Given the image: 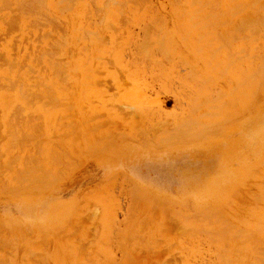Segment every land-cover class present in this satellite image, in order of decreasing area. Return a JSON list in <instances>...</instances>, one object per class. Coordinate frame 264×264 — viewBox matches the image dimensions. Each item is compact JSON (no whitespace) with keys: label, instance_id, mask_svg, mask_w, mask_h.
<instances>
[{"label":"rangeland","instance_id":"1","mask_svg":"<svg viewBox=\"0 0 264 264\" xmlns=\"http://www.w3.org/2000/svg\"><path fill=\"white\" fill-rule=\"evenodd\" d=\"M16 1L20 25L0 23V264H264V21L231 31L235 6L264 0H41L47 21ZM40 48L64 81L34 65Z\"/></svg>","mask_w":264,"mask_h":264},{"label":"bare ground","instance_id":"2","mask_svg":"<svg viewBox=\"0 0 264 264\" xmlns=\"http://www.w3.org/2000/svg\"><path fill=\"white\" fill-rule=\"evenodd\" d=\"M0 1H1V3H2V6L6 7V9H3V10H2V7H1V5H0V7H1L0 9L4 12L3 15L0 14V23H1V24H5V23H6V25L11 26V27L17 25V27H18V25H20V23H21V21H22V18L20 17L21 14H20V15L17 14L18 12L15 13V11H19V13H20V10H19V8H18V6H17V4H16L17 1H16V2H15V0H14V1H13V0H9V2H8V0H7V1L4 0L3 2H2V0H0ZM40 1H41V0H23V4H21V5L19 4V6H21V7H25V6L27 7V6H28L25 10H32V9H31V8H32L31 5L33 4V5H34V6H33L34 9H37V8H38V9H37V14H38L39 16L41 15L40 17H42V19H44V20L47 21V20H49V19L46 17V13L44 12V10L46 11V9L41 7V5H40ZM53 1H55V0H53ZM61 1L64 2V0H61ZM68 1H69V0H68ZM134 1H135L136 3H134ZM134 1L131 0L130 2L134 3L133 5L135 6L136 4L138 5V4L140 3V1H144V0H134ZM146 1L148 2V0H145L144 3H145ZM173 1H174V2L177 1L178 3L180 2L179 0H173ZM173 1H172V2H173ZM200 1H203V0H190V2H191L192 5L200 4ZM215 1H216V0H215ZM258 1H260V0H258ZM258 1H257V3H258ZM6 2H7V4H6ZM73 2H74V0L72 1V3H71V1L68 2V3H71V5H72ZM123 2H124V1H123ZM123 2H121V0H104V1H103V3L106 4L107 6H108V5H109V6H110V5H114V6H116L117 8L120 7L119 10H123V7L126 5V2H124L125 4H123ZM128 2H129V0L127 1V4H128ZM147 2H146V3H147ZM174 2H173V5H177V4H178L177 2H176V3H174ZM192 2H193V3H192ZM207 2L209 3V0H208ZM218 2H219V0H218ZM218 2H215V3L218 4ZM230 2H231V1H230ZM242 2H243V0H242ZM58 3H59V4H57V5H59V6H61V7H64V8H66V9H67V7L69 6V4L61 5V4H60V1H59ZM132 3H131V4H132ZM263 3H264V2L261 3V6H258V7H259V10L262 9V8H264V7L262 6V5H264ZM104 4H103L102 6H103V8H106V5L104 6ZM140 4H141V3H140ZM142 4H143V3H142ZM147 4H151V3H147ZM209 4H210V3H209ZM229 4H230V3H229ZM238 4H239V3H238ZM238 4H237V5H238ZM252 4H256V2L250 1L249 5H246V6L242 7V8H239V7H240V4L238 5L239 7H237V6L234 7V8H236V9L238 10L239 13H241V10L244 11L243 8H248L249 10L246 11V12H244V16L247 14L246 17L242 16L240 19H238V20H234L233 28H232V29L230 28L233 34H237L238 32H244V31H246V30L249 29V28H251L249 32L254 31V32H252L253 35H254V33L257 35V32H258V31H261V29L259 30L258 28H260L261 24L263 23V21H264V16L262 17L261 14L258 13L259 10L256 11V10L254 9V7H253L254 5H252ZM137 5H136V6H137ZM233 5H234V4H233ZM29 6H30L31 8H30ZM72 6H73V5H72ZM72 6H71V7H72ZM87 6H88V5H87ZM92 6H93V5H91V7H92ZM138 6H139V5H138ZM138 6H137V7H138ZM142 6H143V5H141V7L139 6V11H141ZM241 6H242V5H241ZM4 7H3V8H4ZM13 7H14V9H13ZM94 7H95V5H94ZM202 7H204V6H202ZM225 7H226V6H225ZM230 7H231V6H230ZM260 7H261V8H260ZM121 8H122V9H121ZM148 8H149V7H148ZM213 8H214V7H213ZM87 9H88V10H87V12H88V11H89V7H88ZM94 9L96 10V12H97L98 10H100V13L105 14L104 11H103V9H100V8H99L98 10H97L96 8H94ZM211 9H212V6L210 7V9L208 8V10H210V11H209V14L206 13V15H208V16H206V17H207V22H208V25H207V26L214 27L215 24L218 22V21H217V22L215 23V20L217 19V18H215V17H216V16L218 17V16H219L218 14H221V12H217V11H213V12H212ZM1 10H0V13H1ZM70 10H71V9H70ZM101 10H102V12H101ZM197 10H198V12L201 11V10H199V9H197ZM68 11H69V9H68ZM123 11H124V10H123ZM123 11H122V12H123ZM183 11H184V8H183ZM195 11H196V10H195ZM219 11H220V10H219ZM262 11H263V10H262ZM94 12H95V11H94ZM96 12H95V13H96ZM231 12H232V11H231ZM247 12H248V13H247ZM123 13L125 14V12H123ZM155 13H156V12H155ZM196 13H197V11H196ZM245 13H246V14H245ZM16 14H17V15H16ZM88 14L90 15V11H89ZM96 14L98 15V13H96ZM96 14H95V17H97ZM223 14H225L224 11H223ZM227 14H229V13H227ZM230 14H231V13H230ZM86 15H87V14H86ZM86 15H85V17H86ZM160 15H161V14H160ZM221 15H222V14H221ZM221 15H220V16H221ZM236 15H237V14H236ZM43 16L46 17L47 19H45ZM222 16H223V15H222ZM222 16H221V17H222ZM231 16H232V15H231ZM15 17H18L19 20H17ZM99 17H100V16H99ZM103 17H104V16H103ZM120 17H121V18L123 17L122 14L120 15ZM160 17H161V16H160ZM193 17H194V16H193ZM200 17H201V16H200ZM225 17H226V15H225ZM225 17H224V18H225ZM243 17H244V18H243ZM89 18H90V17H89ZM158 18H159V17H158ZM173 18H174V17H173ZM197 18H198V17H197ZM214 18H215V19H214ZM219 18H220V17H219ZM85 19H86V18H85ZM124 19H125V18H123V20H124ZM128 19H129V18H128ZM156 19H157V18H156ZM156 19H154V20H155V21H154L155 23H156L157 21L160 20V18L157 19V21H156ZM204 19H205V18H204ZM44 20H43V21H44ZM96 20H97V19H96ZM134 20L137 21L138 19H137V20L134 19ZM160 21H161V25H163L162 18H161ZM160 21H159V22H160ZM101 22H102V21H101ZM120 22H121V21L119 20L118 23L120 24ZM122 22H123V21H122ZM128 22H129V21H128ZM219 22H220V21H219ZM219 22H218V23H219ZM97 23L99 24V20H98ZM124 23H125V22H124ZM151 23H152V22H151ZM151 23L149 24V26L153 24V23H152V24H151ZM198 23H199V22H198ZM220 23H221V22H220ZM231 23H232V22H231ZM9 24H10V25H9ZM100 24H101V23H100ZM100 24H99V25H100ZM223 24H224V23H223ZM223 24H221L220 26H222ZM85 25H86V24H85ZM85 25H84V26H85ZM146 25H148V24H146ZM146 25H145L146 28H145V27L143 28V26H142V28H143L142 31H143V32L146 31L145 33H143V34H144L143 37H144L145 39H147V40H145V42H143L144 39H142L143 41H141V43H142V44H141V47L144 48V53L146 52L145 49L155 48V49H154L155 52H156V51L159 52V51H158V49H159V50H160L159 53H160V55H161V54H162L161 51H163L162 49H164V47H166L165 44H163L165 36L162 37V36H163V35H162V36H161L162 38H161V39H158V35H159V33H157V34H158V35H156V36H157V40L154 39V40H150V41H148V40H149V33H151L152 30H153V32H154V28L152 27V28H153V29H152V28H150L151 26L149 27V26H146ZM195 25H196V24H195ZM195 25H194V26H195ZM227 25H229V24H227ZM109 26H110V25H109ZM120 26H123V27H124V25H120ZM263 26H264V25H263ZM163 27H164V26H163ZM166 27H167V26H166ZM192 27H193V24H192ZM15 28H16V27H15ZM161 28H162V26H161ZM204 28H205V27H204ZM215 28H218V27H215ZM215 28H212V30L215 29ZM253 28H257L258 30H257V29L254 30ZM261 28H262V27H261ZM79 29H80V28H79ZM116 29H117V28H116ZM119 29H121V28H119ZM150 29H152V30H150ZM159 29H160V28H159ZM159 29H158V30H159ZM200 29H201V28H200ZM252 29H253V30H252ZM263 29H264V28H263ZM2 30H4V29L0 26V31H2ZM10 30H11V29H10ZM162 30H165V31H166V29H164V28H162ZM7 31H8V30H7ZM12 31H13V30H12ZM194 31H195V29H194L192 32H194ZM9 32H10V31H9ZM83 32H84V30H83ZM159 32H161V30H159ZM219 32H220V31L218 30V33H217V34H219ZM261 32H262V31H261ZM10 33H11V32H10ZM65 33H66V32H65ZM86 33H87V32H85V34H86ZM89 33H92L94 36H97V35H96L97 33L95 34V33L90 32V31H89ZM89 33H88V34H89ZM146 33H147L148 37L145 35ZM208 33H209V32H208ZM220 33H221V32H220ZM85 34H84V35H85ZM118 34H119V33H118ZM221 34H222V33H221ZM65 35H66V34H65ZM120 35H121V34H120ZM164 35H165V34H164ZM226 35H227V34H226ZM251 35H252V34H251ZM85 36H87V34H86ZM94 36H93V37H94ZM145 36H146L147 38H146ZM156 36H155V37H156ZM205 36H206V35H205ZM216 36H217V35H216ZM222 36H223V34H222ZM244 36H245V35H243V37H244ZM143 37H142V38H143ZM220 37H221V35H220ZM235 37H236V36H235ZM243 37H242L241 39H243ZM94 38H95V37H94ZM124 38H125V37H124ZM228 38H229V36H228ZM244 38H245V37H244ZM59 39H60V37H59ZM75 39H76V38H75ZM97 39H98V38H97ZM216 39H218V38H216ZM236 39H238V38H236ZM262 39L264 40V36L262 37ZM62 40H63V38H61V41H62ZM76 40H77V41L80 40V39H79V36H78V38H77ZM84 40H85V37H84ZM86 40H87V37H86ZM99 40H100V39H99ZM218 40H219V39H218ZM222 40H223V39H222ZM238 40H239V39H238ZM243 40H244V39H243ZM246 40H247V39H246ZM253 40H254V39H253ZM72 41H73V38L68 39V41H67V45H69V47L72 46V49H73L74 42H72ZM115 41H116V40H115ZM198 41H199V40H198ZM211 41H212V40H211ZM220 41H221V40H220ZM225 41H226V39H225ZM233 41H234V40H232V42H233ZM63 42H65V41L63 40ZM221 42H222V44H223V41H221ZM227 43H228V42H227ZM227 43L224 42L223 46H226L225 44H227ZM57 44L59 45V41L57 42ZM64 44H65V43H64ZM244 44H245V43H244ZM55 45H56V44H55ZM228 45H229V44H228ZM258 45H259V44H258ZM59 46L64 47V46H63V43L60 44ZM59 46H58V47H59ZM209 46H210V45H209ZM223 46H221V47L219 46V47L222 48ZM58 47H57V48H58ZM130 47H131V46H130ZM139 47H140V46H139ZM57 48H56V49H57ZM143 48H142L141 50H143ZM220 48H218V49H220ZM260 48H262L261 45H260ZM7 49H8V47H7ZM72 49H71V51H72ZM84 49H85V48H84ZM156 49H157V50H156ZM218 49H217V50H218ZM8 50L11 51L10 49H8ZM45 50H46V49H45ZM212 50L214 51V49H212ZM255 50H256V48H255ZM68 51H69V50H68ZM68 51H67V52H68ZM83 51H84V50H83ZM86 51H87V49H86ZM137 51H139V50H137ZM165 51H166V50H165ZM165 51H164L163 54H165ZM215 51H216V50H215ZM228 51H229V50H228ZM69 52H70V51H69ZM69 52H68L69 55L67 54L68 57L71 56V55H70L71 53H69ZM139 52H140V51H139ZM157 52H156V53H157ZM229 52H230V51H229ZM229 52H228V55H230ZM247 52H248V51H247ZM45 53H46V54H45ZM45 53H44V50H43L42 48H40L39 51H37V54H36V62L34 63V65H39V64H40V65H42V64H49V65H51V66H54V68H53L54 71H56V73H58V75L60 76L59 78H62L63 75H61V73H62L61 70H63V69H60V64H59V67L56 66V65H58V63H60L61 60L59 59V61H58V60H55V59H54L55 61H58V62H56L57 64L55 63L56 65L53 64L54 61H52V58H53L55 55H57V53L59 54V51H57L56 54L54 53L55 55H47V52H45ZM108 53H109V52H108ZM142 53H143V52H142ZM142 53H141V54H142ZM146 53H147V52H146ZM156 53H155V55H156ZM159 53H158V54H159ZM241 53H243V52L241 51ZM48 54H50V53H48ZM73 54H74V53H73ZM141 54L139 53V55H141ZM147 54H149V53H147ZM158 54H157V55H158ZM213 54H215V53H213ZM260 54H261V52H260ZM130 55H131V54H130ZM246 55H247V53H246ZM46 56H49V57L47 58ZM51 56H52V57H51ZM147 56H148L147 58L150 57L149 55H147ZM151 56H152V55H151ZM165 56H167V55L165 54ZM168 56H169V55H168ZM255 57H256V56H255ZM260 57H262V56L260 55ZM69 58H70V57H69ZM128 58H129V57H128ZM136 58H138V57H136ZM243 58H244V57H243ZM104 59H106V58H104ZM164 59H165V58H164ZM176 59H177V58H176ZM179 59H180V58H179ZM250 59H251V58H250ZM259 59H260V58H259ZM262 59H263V58H262ZM262 59H261V60H262ZM7 60H8V61H7ZM100 60H101V59H100ZM143 60H144V59H143ZM169 60H170V59H169ZM6 61H7L9 67L12 66L11 69H12V68H15V67H14L15 64H13L12 61H16V62H18L17 60H12V57L7 58ZM163 61H164V60H163ZM234 61H235V60H234ZM259 61H260V60H259ZM109 62H110V60H109ZM140 62H141V60H140ZM143 62H144V61H143ZM150 62H151V61H150ZM164 62H165V61H164ZM169 62H172V61H169ZM107 63H108V62H107ZM110 63H111V62H110ZM110 63H109V64H110ZM134 63H136L135 56H134V57H131V59H130V61H129V64H130V65H134ZM137 63H138V62H137ZM151 63H152V62H151ZM219 63H220V62H219ZM258 63H259V62H258ZM65 64H66V63H65ZM109 64H108V65H109ZM112 64H113V63H112ZM144 64H145V62H144ZM146 64H147V63H146ZM155 64H156V63H155ZM183 64H184V63H183ZM231 64H232V63H231ZM262 64H263V63H262ZM13 65H14V66H13ZM138 65H140V64H138ZM153 65H154V64H153ZM259 65H260V64H259ZM109 66H110V65H109ZM147 66H148V65H147ZM256 66H257V65H256ZM263 66H264V64H263ZM263 66H261V67H263ZM23 67H24V66H22V67L20 66V70H21ZM55 67H56V68L58 67V68L55 70ZM149 67H150V66H149ZM225 67H226V66H225ZM227 67H228V66H227ZM27 68H28V71H29V69H32V68H29L28 66H27ZM64 68H65V67H64ZM115 68H116V67H115ZM190 68H192V67H190ZM259 68H260V67H259ZM263 68H264V67H263ZM42 69H43V67H41L40 70H42ZM65 69H66V68H65ZM116 70H117V69H116ZM31 71H32V70H31ZM31 71H29V72H30V73H33V72H34V71L31 72ZM46 71H47V70H46ZM258 71H259V70H258ZM18 72H19V71H18ZM118 72H119L118 75H120L121 73H120L119 70H118ZM259 72H260V71H259ZM5 73H6V72H4L3 75H0V80H2L3 78L5 79ZM34 73H35V72H34ZM124 73L126 74V72H124ZM158 73H159V72H158ZM192 73H193V72H192ZM195 73H196V71H195ZM195 73H193V74H194V75H197V74H195ZM63 74H65V72H64ZM218 74H219V73H218ZM258 74H259V73H258ZM103 75H104V74H103ZM121 75H122V74H121ZM53 76H54V74H53ZM252 76H253V75H252ZM66 77H67V76H66ZM66 77H65V78L63 77L62 80H60V79H58V80H60V82H62V81H64V80L66 79ZM119 77H120V76H119ZM18 78H19V77H18ZM31 78H32V77H31ZM31 78H29V79H31ZM37 78H38V77H37ZM45 78H46V77H45ZM261 78H262V77H261ZM19 79H21V78H19ZM46 79H47V78H46ZM63 79H64V80H63ZM6 80H7V79H5V81H6ZM9 80H10V79H9ZM21 80H22V79H21ZM206 81H207V80H206ZM263 81H264V80H263ZM15 82L18 83L17 81H14L13 83H15ZM9 83H11V82H9ZM13 83H12V85H13ZM31 83H32V82H31ZM203 83L205 84V82H203ZM38 84H39V83H38ZM201 84H202V83H201ZM12 85H11V87H12ZM19 85H20V84H19ZM21 85H22V84H21ZM21 85H20V87H21ZM40 85H42V84H40ZM257 85H258V83H257ZM259 85H261V83H259ZM22 86H23V85H22ZM35 86L37 87L38 85H35ZM42 86H43L44 92H46V94H48V93L50 92V95L52 94V96H53L52 90L49 89L50 87H48V89H47V88L45 89V85H42ZM0 87H1V84H0ZM4 87H6V86H2V88H4ZM9 87H10V85H9ZM11 87H10V88H11ZM14 87H16V84L14 85ZM20 87H19V89H20ZM29 87H30V86H29ZM31 87H33V85H32ZM40 87H41V86H40ZM258 87H259V86H258ZM12 89H13V87H12ZM37 89H38V87H37ZM20 90H21V89H20ZM50 90H51V91H50ZM29 91H30V90H29ZM47 92H48V93H47ZM220 92H221V91H220ZM257 92L259 93V91H257ZM253 93H254V92H253ZM19 94H20V92H19ZM33 94H34V93H33ZM36 94L38 95V93H36V91H35V94H34V95L31 94L30 96L34 97ZM254 94H255V93H254ZM256 94H257V93H256ZM23 95H24V93H23ZM37 95H36V98H37V97H38V98L41 97V95H40V96H39V95L37 96ZM54 95H55V94H54ZM28 96H29V95H28ZM28 96H27V97H28ZM256 96H257V95H256ZM24 97H25V96H23V98H24ZM27 97H25V99H26ZM69 97H70V96H69ZM46 98H47V99H50V98H52V97H48V95H47ZM191 98H192V97H191ZM205 98H206V97H205ZM214 98L216 99V96H215ZM25 99H24V100H25ZM42 99H43V98H42ZM207 99H208V98H207ZM217 99H220V98H217ZM253 99H254V98H253ZM37 100H38V99H37ZM51 100H52V102H54L55 99H54V100L51 99ZM190 100L193 101L192 99H190ZM28 101H29V100H28ZM49 101H50V100H49ZM49 101H48V102H49ZM160 101H161V100H160ZM203 101H204V100H203ZM205 101H206V104H207V100H206V99H205ZM208 101H209V99H208ZM211 101H213V100H211ZM30 102H31V101H30ZM30 102H29V103H30ZM52 102H51V103H52ZM56 102H58V101H56ZM154 102H155V101H154ZM251 102H252V101H251ZM251 102H250V103H251ZM201 103H202V102H201ZM252 103H253V102H252ZM27 104H28V103H27ZM27 104H26V105H27ZM52 104H53V103H52ZM54 104H55V103H54ZM198 104H200V103H198ZM202 104H203V103H202ZM45 105H46V104H45ZM203 105H204V104H203ZM251 105H252V104H251ZM200 106H201V104H200ZM214 106H216V105H214ZM246 107H247V106H246ZM211 108L213 109V107H211ZM214 108H215V107H214ZM233 108H234V106H233ZM21 109H22V108H21ZM21 109H20V110H21ZM199 109H201V108H199ZM14 110L16 111V109H14ZM17 110L19 111V108H18ZM192 110H193V109H192ZM246 110H249V107H247ZM250 110H251V108H250ZM250 110H249V111H250ZM21 111H23V110H21ZM21 111H19V112H21ZM194 111H195V109H194ZM195 112H197V111H195ZM195 112H194V113H195ZM13 113H14V112H13ZM125 113H126V112H125ZM191 113L193 114V111H192ZM249 113H250V112H249ZM149 114H150V113H149ZM192 114H191V115H192ZM215 115H217V114H215ZM205 116H207V115H205ZM186 117H187V116H186ZM186 117H185V120H186V122H187L188 124H186V122H181V123L185 124V125H183V126H182L181 124H179L180 128L183 127V128H182V131H184V132H186V130H188V129H190V130L192 129V127H190V126H192L190 122H193V120H188V119L190 118L189 116H188L189 118H188V117L186 118ZM168 120H169V119H168ZM185 120H183V121H185ZM166 121H167V120H166ZM169 121H170V120H169ZM161 123H163V122H161ZM164 123H167V122H164ZM189 123H190V124H189ZM194 123H196V124H194V125H197L198 122H195V121H194ZM82 124H83V123H82ZM198 124H199V123H198ZM155 125H156V124H155ZM155 125H154V126H155ZM171 125H172V124H171ZM171 125H170V126H171ZM187 125H188L190 128H189ZM212 125H213V124H212ZM220 125H221V124H220ZM162 126H164V125H162ZM203 126H204V125H203ZM177 127H178V125H177ZM184 127H185V128L187 127V129H185ZM193 127H194V126H193ZM196 127H197V128H193V129L191 130V135H193V136L191 137L192 139L194 138V136H196V135H194V134H196V132L194 131V129L196 130V129H200V128H201L200 125H199V126H196ZM206 127H207V126H206ZM211 127H212V126H210V128H211ZM214 127H215V126H214ZM157 128H160V127H157ZM207 128H209V127H207ZM203 129H204V128H203ZM212 129H213V127H212ZM157 130H159V129H157ZM171 130H172V129H171ZM179 130H180V129H179ZM206 130H208V129H206ZM153 131H154V130H153ZM192 131H193V132H192ZM196 131H198V130H196ZM208 131H212V130H208ZM216 131H218V130L216 129ZM216 131H215V132H216ZM219 131H220V130H219ZM219 131H218V132H219ZM180 132H181V131H180ZM199 132H200V131H199ZM199 132H197V134H198ZM201 132H202V131H201ZM203 132H204V130H203ZM218 132H217V133H218ZM186 133H187L188 135H190V134H189L190 132L188 133V131H187ZM193 133H194V134H193ZM210 133H211V132H210ZM210 133H209L208 135H210ZM178 134H179V133H178ZM206 134H207V133H206ZM213 134H216V133H213ZM171 135L173 136V134H171ZM182 135H184V134H182ZM177 136H179V135H177ZM177 136H176V137H177ZM197 136H198V137H196V139H199V136L201 137V134H200V135L198 134ZM204 136H205V135H204ZM212 136H213V135H212ZM180 137H181V134H180L179 138H180ZM13 138H14V137H13ZM78 138H79V137H78ZM152 138H153V137H152ZM179 138L177 137V139H179ZM183 138H184V136H183ZM185 138H186V137H185ZM183 140H184V139H183ZM150 141H151V140H150ZM180 141H181V140H180ZM189 141H190V139H189ZM186 144H187V143H186ZM37 145H38V144H37ZM114 145H115V144H114ZM68 157H69V156H68ZM135 168H136V166L134 167V169L131 168V170H130V172H129V175H128L129 178H132V179H133V178H134V179L137 178L136 175L139 174L140 169H137V170H136ZM152 168H153V167H152ZM129 169H130V168H129ZM138 170H139V171H138ZM256 172H257V171H256ZM58 173H59V172H58ZM121 174H123V173H121ZM124 176H127V174L124 175ZM126 178H127V177H126ZM129 178H128V179H129ZM128 179H127V180H128ZM132 179H131V180H132ZM55 180H56V179H55ZM129 180H130V179H129ZM132 181H134V180H132ZM131 183H132V182H131ZM132 186H133V185H132ZM132 189H133V188H132ZM134 196H135V195H134ZM133 198H134V197H133ZM255 198H256V197H255ZM167 202H168V201H167ZM172 205H173V204H172ZM176 205H177V204H176ZM189 205H191V204H189ZM204 206H205V205H204ZM205 209H206V208H205ZM208 215H209V214H208ZM210 215H211V214H210ZM171 221H172V220H171ZM200 221H201V220H200ZM250 235H251V234H250ZM253 236H254V235H253ZM251 238H252V237H251ZM252 243H253V242H252ZM260 244H261V243H260ZM259 250H262V249H259ZM262 252H263V250H262ZM263 253H264V252H263ZM259 255H261V254H259ZM263 255H264V254H263ZM263 255H262V256H263ZM255 261H256V260H255ZM248 263H249V262H248ZM261 263H264V262L261 261Z\"/></svg>","mask_w":264,"mask_h":264}]
</instances>
